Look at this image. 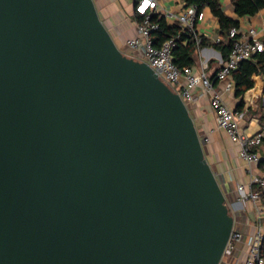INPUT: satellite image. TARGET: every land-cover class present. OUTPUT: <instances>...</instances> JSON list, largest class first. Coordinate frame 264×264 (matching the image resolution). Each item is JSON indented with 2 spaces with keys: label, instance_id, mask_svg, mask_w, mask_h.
<instances>
[{
  "label": "water",
  "instance_id": "1",
  "mask_svg": "<svg viewBox=\"0 0 264 264\" xmlns=\"http://www.w3.org/2000/svg\"><path fill=\"white\" fill-rule=\"evenodd\" d=\"M205 146L95 0H0V264H221L242 204Z\"/></svg>",
  "mask_w": 264,
  "mask_h": 264
},
{
  "label": "built area",
  "instance_id": "2",
  "mask_svg": "<svg viewBox=\"0 0 264 264\" xmlns=\"http://www.w3.org/2000/svg\"><path fill=\"white\" fill-rule=\"evenodd\" d=\"M142 0L135 4V16L140 17L137 21L138 34L136 37L127 39L125 45L135 60L148 64L175 93H177L186 104H191L197 99L209 98L212 111L216 116L217 127L226 132L229 139L239 148V158L249 165H256L260 162L258 147L264 142V121L261 127L253 134L245 132L241 126L244 114L232 110L224 101L222 93L215 89L216 82L228 81L225 91H231L233 85L229 78L238 69L242 62L253 59L256 55L264 52V42L261 41L254 30L248 35H240L237 27L229 31L231 40L230 52L224 65L216 72L213 78L207 74L208 64L201 62L199 70L193 67L179 68L173 57V51L180 40L194 43L197 47V55H200L201 46L205 38L200 34L198 27L205 20V12L197 4L185 5L179 12L159 10V0H149V6L143 14L137 11ZM162 16L169 25L179 27L176 36L164 41L159 47L155 46L152 34L159 29V24L153 21L154 17ZM222 43L217 39L214 44ZM264 107V98L262 99ZM258 122L259 119H258ZM238 202L241 204L251 202L254 205L257 230L248 236V253L243 264H264V179L255 178L246 186H239ZM234 215V208L229 205ZM231 213V212H230ZM243 235L235 227L228 241L225 256H232L237 247L242 243Z\"/></svg>",
  "mask_w": 264,
  "mask_h": 264
},
{
  "label": "crops",
  "instance_id": "3",
  "mask_svg": "<svg viewBox=\"0 0 264 264\" xmlns=\"http://www.w3.org/2000/svg\"><path fill=\"white\" fill-rule=\"evenodd\" d=\"M137 0H95L99 15L111 36L117 45L126 54L131 53L125 45L127 39L136 37L138 34L137 20L135 19V4ZM223 12L232 20L238 22L236 26L240 35H248L254 30L259 39L264 42V10L258 12L255 16H238L231 0H219ZM186 5L185 0H159V11L179 12ZM205 20L199 24L198 30L205 38L206 46L201 48L200 55L195 57V71L199 70V65L203 61L208 64V76L213 78L216 72L224 65L226 58L223 57L221 49L216 48L214 42L222 39L227 44L220 31L219 20L213 15L209 8H204ZM229 37V36H228ZM219 45V44H218ZM256 57V56H255ZM254 57V58H255ZM253 58V59H254ZM233 88L226 92L225 86L228 81L216 82L215 89L222 93L225 103L232 109L237 110L242 102L244 118L241 122L243 130L253 134L261 127L258 118L249 117L248 113L252 110H260V103L264 98V80L261 76L255 78V86L249 90L242 99L235 96V83L233 77L229 78ZM191 114L196 122L197 128L204 135L206 143V158L213 167L217 175L226 181V188L231 198L238 201V187L246 186L252 179H264V143L258 147L260 162L256 165H249L239 158L238 146L233 143L226 132L218 129L216 116L212 111L209 98L197 99L190 104ZM246 207V210L244 209ZM246 219V233L253 234L257 230V220L254 212V205L251 202L242 204L238 210ZM248 247L246 242L239 245L238 259L240 264L246 260Z\"/></svg>",
  "mask_w": 264,
  "mask_h": 264
},
{
  "label": "trees",
  "instance_id": "4",
  "mask_svg": "<svg viewBox=\"0 0 264 264\" xmlns=\"http://www.w3.org/2000/svg\"><path fill=\"white\" fill-rule=\"evenodd\" d=\"M235 12L238 16H255L261 10H264V0H231ZM186 5L197 4L202 9L209 8L213 15L219 20L220 31L223 37L227 40L216 45V48L222 50L223 57L226 58L230 52L231 40L229 39V31L231 28L238 26V22L229 18L222 10L219 0H185ZM137 21L140 17L135 16ZM153 21L159 24V29L152 34L156 47H159L167 39L174 37L179 32V27L176 25H169L162 16L154 17ZM206 46L203 42L201 48ZM197 47L194 43L180 40L177 47L173 51L175 64L179 67H194L196 65ZM261 76L264 80V52L256 55L254 59L242 62L238 69L233 73L232 77L235 83V96L242 99L243 96L255 86V78ZM242 102L238 105L237 111H242ZM259 115L255 116L260 123L264 121V107L261 106ZM264 143V142H263ZM264 252V250H263Z\"/></svg>",
  "mask_w": 264,
  "mask_h": 264
},
{
  "label": "rangeland",
  "instance_id": "5",
  "mask_svg": "<svg viewBox=\"0 0 264 264\" xmlns=\"http://www.w3.org/2000/svg\"><path fill=\"white\" fill-rule=\"evenodd\" d=\"M131 52V51H130ZM125 53V52H124ZM129 56L130 55H132V52L131 53H129L128 54ZM210 104V103H209ZM261 105H260V108H261V106H262V103H260ZM187 105H189V104H187ZM190 108H191V106H190ZM260 113L258 112V111H250L249 113H248V116L249 117H252V116H258ZM230 198V197H229ZM244 204V203H243ZM244 207H245V205H244ZM245 210H246V207L244 208ZM231 212V214H233V212H232V210L230 211ZM234 212H236V211H234ZM235 218H236V226H235V229L238 231V232H240V233H242V235H243V239H242V243H247V240H248V236L249 235H252V234H247L246 233V231H245V229H246V219H245V217L242 215V213H240V212H237V213H235ZM241 243V244H242ZM240 244V245H241ZM238 251H239V246L237 247V250L234 252V254L232 255V256H230V257H228V256H225L224 258H223V261L221 262V264H229L230 262V260L231 259H233L234 258V256L235 257H237L238 258Z\"/></svg>",
  "mask_w": 264,
  "mask_h": 264
},
{
  "label": "clouds",
  "instance_id": "6",
  "mask_svg": "<svg viewBox=\"0 0 264 264\" xmlns=\"http://www.w3.org/2000/svg\"><path fill=\"white\" fill-rule=\"evenodd\" d=\"M149 6V0H142V4L140 7H138L137 11L140 12V14H143L145 9Z\"/></svg>",
  "mask_w": 264,
  "mask_h": 264
},
{
  "label": "flooded vegetation",
  "instance_id": "7",
  "mask_svg": "<svg viewBox=\"0 0 264 264\" xmlns=\"http://www.w3.org/2000/svg\"><path fill=\"white\" fill-rule=\"evenodd\" d=\"M229 262H230L229 264H240L239 259H238L237 257H235V256H234V258L231 259ZM226 264H227V263H226Z\"/></svg>",
  "mask_w": 264,
  "mask_h": 264
}]
</instances>
